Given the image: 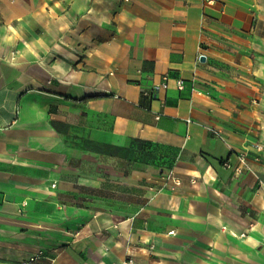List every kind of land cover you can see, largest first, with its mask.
<instances>
[{
    "label": "crops",
    "instance_id": "1",
    "mask_svg": "<svg viewBox=\"0 0 264 264\" xmlns=\"http://www.w3.org/2000/svg\"><path fill=\"white\" fill-rule=\"evenodd\" d=\"M0 264H264V0H0Z\"/></svg>",
    "mask_w": 264,
    "mask_h": 264
},
{
    "label": "built area",
    "instance_id": "2",
    "mask_svg": "<svg viewBox=\"0 0 264 264\" xmlns=\"http://www.w3.org/2000/svg\"><path fill=\"white\" fill-rule=\"evenodd\" d=\"M215 1L216 0H204V2L209 5L213 4ZM168 82H169V78L167 76H164L160 86L155 87V89H158L159 87L166 89L168 87ZM175 85L178 90H182L185 87V81L181 78H177L175 79ZM155 89H153L150 92L144 91V94L152 95ZM191 90L195 91V88L192 87ZM158 117H159V113L156 114V118ZM187 122L190 123L192 121L190 119H187ZM208 130L212 132L218 139H220L223 142H226V138L224 137L221 130H216L211 127H208ZM229 148H230V155L224 160H222V166L227 169H233V172L236 176L241 175L244 171L254 174L250 166V163H249V160L251 158L250 154L253 153L252 159L257 160L258 155L263 149L262 145L258 142H255V143H251L250 146L247 145V146L242 147L241 150H234L231 147ZM233 157L237 158L238 164L236 166L232 164ZM165 180H166V183L160 187L161 189L166 188L169 185V182H172L173 187L179 186L181 184V181L174 176V173L172 170L165 173ZM172 186H170V188H172ZM243 235L244 234H241V236Z\"/></svg>",
    "mask_w": 264,
    "mask_h": 264
},
{
    "label": "water",
    "instance_id": "3",
    "mask_svg": "<svg viewBox=\"0 0 264 264\" xmlns=\"http://www.w3.org/2000/svg\"><path fill=\"white\" fill-rule=\"evenodd\" d=\"M202 60H204V58H202Z\"/></svg>",
    "mask_w": 264,
    "mask_h": 264
}]
</instances>
